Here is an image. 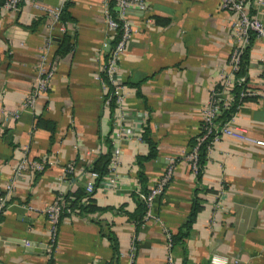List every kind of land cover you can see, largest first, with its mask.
Listing matches in <instances>:
<instances>
[{
  "label": "crops",
  "instance_id": "1",
  "mask_svg": "<svg viewBox=\"0 0 264 264\" xmlns=\"http://www.w3.org/2000/svg\"><path fill=\"white\" fill-rule=\"evenodd\" d=\"M145 1L143 10L129 8L125 15L131 33L118 59V76L126 115L135 112L139 118L123 123L112 105L104 104L93 78L114 33L102 0H18L16 10L0 3V185L21 158L46 161L42 171H23L6 199L0 264H166L167 255L172 264H211L213 253L229 264H264V146L219 138L205 151L199 179L184 158L209 91L219 84L237 42L231 26L236 13L220 8L218 0ZM35 3L65 5L64 30ZM257 14L264 23V3ZM62 35L68 36V47L60 52ZM47 39L52 75L31 110L23 109ZM245 55L241 76L261 83L264 39L251 36ZM254 89L256 99L242 102L231 120L264 140V88ZM121 124L129 133L112 139ZM145 136L154 155L138 163L149 152ZM107 142L116 155L117 184L87 193L91 162ZM67 163L73 173L59 179ZM138 164L148 190L171 166L150 216L139 224L132 217ZM78 195L82 209H62L50 241L43 208L55 198L71 201ZM193 201L197 210L186 230ZM108 236L115 238V255ZM167 236L182 239L168 247Z\"/></svg>",
  "mask_w": 264,
  "mask_h": 264
},
{
  "label": "built area",
  "instance_id": "2",
  "mask_svg": "<svg viewBox=\"0 0 264 264\" xmlns=\"http://www.w3.org/2000/svg\"><path fill=\"white\" fill-rule=\"evenodd\" d=\"M107 1L108 0H102L103 12L105 14L107 27L113 31H115V29L117 28L119 30V33L109 51L107 52L106 59L101 65L100 73L94 74L93 78L100 83L101 89L103 91L102 99L104 104L112 105L115 117L119 122L123 123L124 119L137 120L139 118V115L135 112L130 113L128 116L126 115V110L128 107L125 101L124 85L119 81L118 76V59L131 33V25L125 15L126 10L129 8H138L140 10H143L146 7V1L114 0V14H111L108 10ZM263 3L264 0H218V6L220 8H229L236 13L235 18L231 21V26L237 42L234 43L231 47L229 56L227 58V67L222 74V78L219 81V84L216 88L209 91L207 100L201 111V119L196 140L194 144L191 145L189 150L184 154V158L189 163L190 169L195 173L197 170L198 147L206 139H209L206 144V150L209 148V145L211 143L217 141L223 136L235 138L240 141L258 146H264V140L251 137L248 131L243 126L235 124L231 120V117L222 122L217 121L221 112L233 103L234 94L232 92V89L235 84H240L245 80L243 76H236V72L239 69L240 55L243 48L245 47L251 36L262 37L264 39V23L261 21L260 17L257 14V6ZM1 4L11 10H16L19 6L18 0H2ZM35 6L47 11L52 18V22L58 24L60 23V25L58 26L59 30H64V27L62 26L59 19L62 4L44 6L35 3ZM49 43V39H47V43H45V45L43 46L39 58V63L36 67L35 81L22 102L23 109L31 110L35 98L45 92L47 89L48 80L52 75V67L51 64L49 65L47 59ZM260 81L264 88V61L261 65ZM252 95H256V90L251 87L242 89L238 94L239 98L241 96ZM4 115H6V117H12L16 116V113L14 111L12 112V114H10L9 112L4 111ZM127 126L128 125L124 126L123 124H121L120 126H116L111 134L112 139L124 136V134L126 133L128 134L130 129ZM115 163L116 155L113 154L112 149L111 156L108 162V172L100 179L97 187L116 186L117 178L113 173ZM45 164V160H36L26 157H23L18 161L11 176L6 180L5 183L0 185V216L4 211L6 199L12 188L15 186V183L20 178L22 172L25 170H29L32 172L42 171ZM170 171L171 166L167 167L155 186L149 189L145 194L139 190L138 184L134 188L133 191L137 194L138 198L144 201L146 205V210L144 213L145 219L150 216V207L152 201L155 196L161 193L163 186L166 184L169 178ZM72 173L73 165L71 163H67L66 166L62 169V173L59 179L70 176ZM88 176L89 179L85 183V190L87 193H90L94 189L93 181L98 176V174L94 171H89ZM62 206L63 201L55 198L43 208V211L47 215L49 221L50 241L54 239L56 226L62 211ZM23 244L27 247L31 246L27 241H24ZM170 245L171 239L169 236H167V246L169 247ZM232 262L236 263L237 260L232 259ZM210 263L229 264V259L224 255L213 253L210 256ZM166 264H172V260L169 255H167L166 258Z\"/></svg>",
  "mask_w": 264,
  "mask_h": 264
},
{
  "label": "trees",
  "instance_id": "3",
  "mask_svg": "<svg viewBox=\"0 0 264 264\" xmlns=\"http://www.w3.org/2000/svg\"><path fill=\"white\" fill-rule=\"evenodd\" d=\"M1 3V0H0ZM113 4H114V0H108L107 1V5H108V10L110 11L111 14H114L113 11ZM64 5V4H63ZM65 6V5H64ZM62 6L60 14H59V19L60 21L65 20L66 18H69V15L67 12H65V7ZM119 33V30L116 28L114 33H113V39L111 40V44H113L114 40L116 39L117 35ZM250 41V38L247 42V44L245 45V47L243 48L241 55H240V62H239V69L236 72V76H241L242 74L245 73V60L244 58L246 57V51H247V46L248 43ZM68 47V36L67 35H62L60 42L58 44L57 47V51L63 52L64 50H66ZM247 87H251V88H262L263 85L261 83H257V84H253V83H249L246 78L243 82H241L240 84H235V86L232 89V92L234 94V100L233 103L226 108L224 111L221 112L220 116L218 117L217 121H224L227 120L231 117V115L235 112V110L237 109V107L244 101L247 100H254L256 99V95H252V96H241L239 98L238 94L239 92ZM50 128L52 127L49 126ZM146 135V134H145ZM145 139L148 141L149 144V152L148 154L143 157V158H138V163H140L139 161L141 159H146V158H150L154 155V147L152 142L145 136ZM196 140V136L191 140V145L194 144ZM209 139H206L204 142H202L200 144V146L198 147V153H197V170H196V177L197 179H199L200 177V173L202 170V165L205 159V151H206V144L208 142ZM111 156V150H110V146L109 143L107 142V149L105 152L97 155L91 162V166H90V171H94L98 174V176L94 179V183H93V187L94 189L98 186L100 179L108 172V162ZM141 166L138 164V170H137V184L139 186V190L142 193H147L148 189L145 186V177L141 171ZM93 189V190H94ZM134 196H136V209L134 211V213L132 214L133 218H136V222L137 224H139L140 222H142V218L144 216L145 210H146V205L144 203L143 200H141L140 198H138L137 194L135 192H133ZM81 195L76 196L75 198H73V200L69 201L67 197H61L62 201H63V206L62 209H66V207H73L76 206L77 208L82 209V205L78 204V201H80L79 197ZM66 202H68L66 204ZM88 206V204H87ZM197 210V204L195 201H193L192 206H191V210L189 212V216L184 224V227L186 230H188L191 226V222L193 221L194 215L196 213ZM62 212V211H61ZM137 214V216H136ZM182 235H184L182 233ZM109 240L111 241V245H112V249L114 252V255L117 254L116 253V242H115V238L113 236H108ZM181 240L182 237H172L171 236V243H173L175 240ZM109 264H116V262L113 260L111 261Z\"/></svg>",
  "mask_w": 264,
  "mask_h": 264
}]
</instances>
